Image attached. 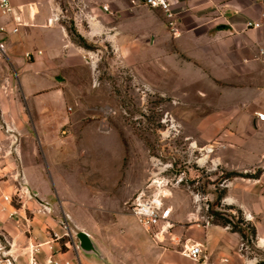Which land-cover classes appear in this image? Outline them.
<instances>
[{
	"label": "rangeland",
	"instance_id": "1",
	"mask_svg": "<svg viewBox=\"0 0 264 264\" xmlns=\"http://www.w3.org/2000/svg\"><path fill=\"white\" fill-rule=\"evenodd\" d=\"M15 1L40 11L34 21L45 23L47 13L48 23L64 30L67 58L53 67L52 79L63 87L65 102L58 108L61 140L51 155L32 121L33 137L27 136L16 64H10V82L0 74V85L12 88L0 97L5 102L4 110L0 105V264H49L51 252L40 248L56 237L64 206L75 230L89 232L95 244L77 250L84 256L96 253L104 263L151 264L158 246L183 252L212 228L215 242L229 243L234 250L223 258L227 264H264L255 228L262 216L251 211L250 203L255 184L264 192V182L255 180L264 173V155L240 153L250 141L249 124L238 122L245 112L228 108L225 113L233 119L225 121L218 113L217 90H182L174 83L176 76L155 75L152 46L145 52L147 62L137 58L133 30L147 18L131 10L152 6L144 0ZM124 19L134 26H129V36L117 26ZM158 173L183 176L167 198L175 225L159 237L138 222L129 204L135 191ZM29 175L48 190L38 193ZM42 200L52 203V212H36ZM64 239L60 245L68 247ZM204 248L209 264L208 243Z\"/></svg>",
	"mask_w": 264,
	"mask_h": 264
},
{
	"label": "crops",
	"instance_id": "2",
	"mask_svg": "<svg viewBox=\"0 0 264 264\" xmlns=\"http://www.w3.org/2000/svg\"><path fill=\"white\" fill-rule=\"evenodd\" d=\"M170 1L179 19L181 32L177 35H173L168 29L167 13L165 14L160 7L131 10L147 18L145 23L137 28L131 23H126L125 19L117 26L124 30L125 36L130 35L129 26L134 27L133 31H136L135 37L138 43L137 58L143 60L141 63L147 62L145 52L152 46L155 75L176 76L177 81L172 82L178 84L182 90L193 89L202 92L209 89L217 90L221 99L218 103L220 106L218 113L224 118L227 117L225 120L227 122L233 119L230 118V114L225 113L228 108L245 112L238 122L249 124L250 132L246 134L250 141L241 148L240 153L250 156L264 155V121L256 114L257 110L264 111V17L261 16V12L264 11V0ZM12 2L21 7L24 24L17 32L0 31V38H5L8 48L7 56L0 60V74H4L6 81L10 82L13 77L9 70L10 64H16L23 81L21 84L26 108L27 136L33 137L30 127L32 121L42 133V138L50 154L53 155V149L58 147L57 143L61 140L57 137V125L62 123L58 108L65 102V93L59 80L53 82L52 76H56L53 67L64 65L67 58L68 46L65 43L64 30H60L56 24L48 23L47 13L44 18L45 23L34 21L39 18L40 11L38 12L33 5L26 6L25 2L18 3L15 0ZM131 11L127 10L126 14L132 13ZM260 17L261 26H247L248 20ZM13 24V20L8 15L2 14L0 10V26L5 25L10 28ZM26 51H31L33 54L27 56ZM10 90L12 91V88L4 82L0 85V97L4 91L11 93ZM28 98L31 101L30 106L27 105ZM232 98L234 100H231ZM49 99H52L51 104ZM4 103L0 101L3 110ZM13 117L17 122V117ZM248 136L245 135L242 139L245 140ZM255 178L256 181L264 182V173ZM29 179L38 193H45L48 190V186L41 187L35 184L34 176L29 175ZM259 186L261 185L255 184L254 189L250 190V203L253 204L251 209L253 213L261 212L262 219L256 222L255 228L258 245L264 247V192L259 190ZM68 201L75 202L74 199ZM64 212L70 211L64 206L61 211L62 216ZM54 230L61 232L62 227H56ZM206 231L205 239L198 241L203 244L208 243L210 247L209 252L207 251L209 257L211 256L209 264L211 260L215 264H227L223 258L228 259L225 255L234 251L232 246L229 243L217 244L216 233L212 228ZM45 243L49 245L42 243L44 246L40 249L45 250L47 254L51 252L53 259L61 264H65L66 260L76 261V258L82 264H110L104 263L96 253L91 255L85 253L84 256L82 249L63 247L60 245V240L53 239ZM156 251L151 264H180L178 259L185 260L188 264H195L192 258L177 248L162 249L158 246ZM122 262L121 264H124L125 259ZM134 262L140 264V260Z\"/></svg>",
	"mask_w": 264,
	"mask_h": 264
},
{
	"label": "built area",
	"instance_id": "3",
	"mask_svg": "<svg viewBox=\"0 0 264 264\" xmlns=\"http://www.w3.org/2000/svg\"><path fill=\"white\" fill-rule=\"evenodd\" d=\"M263 1V0H261ZM146 4L152 7L163 8L168 16V25L171 31L177 35L181 32L179 26V19L177 13L172 8L170 0H144ZM0 10L2 14L8 15L14 22L9 28L5 25L0 26V31L17 32L20 26L24 24L22 16V9L20 6L15 5L12 0H0ZM261 16L264 17V11L261 12ZM262 24V19L255 18L247 21V26L259 27ZM41 51V50H40ZM8 48L5 38H0V60L7 56ZM27 56H31L33 52L26 51ZM256 114L258 118L264 121V111L257 110ZM183 176L176 177L174 174L158 173L150 176L143 186L138 188L132 198L130 199V209L138 222L146 228L148 231L156 234L158 237L165 232H169L170 228L175 225V221L172 218L173 208L168 204L167 198L169 196L170 188L179 182H181ZM42 206L39 211L52 212L53 206L49 200H42ZM62 231L54 230L52 237L56 240L64 239L66 245L70 248L79 249L77 243L78 231L71 225V217L68 212H64V215L59 220ZM49 242V241H45ZM204 244L200 241H194L191 244H187L183 250V253L196 261H202V263H208V256L204 252ZM53 252V251H52ZM49 264H61L58 260H54L51 256L47 259ZM65 264H82V262L74 263L71 260H66Z\"/></svg>",
	"mask_w": 264,
	"mask_h": 264
},
{
	"label": "water",
	"instance_id": "4",
	"mask_svg": "<svg viewBox=\"0 0 264 264\" xmlns=\"http://www.w3.org/2000/svg\"><path fill=\"white\" fill-rule=\"evenodd\" d=\"M78 237V243L81 249L83 250H89L95 248L94 241L92 240L90 234L84 230L78 232L77 234Z\"/></svg>",
	"mask_w": 264,
	"mask_h": 264
},
{
	"label": "trees",
	"instance_id": "5",
	"mask_svg": "<svg viewBox=\"0 0 264 264\" xmlns=\"http://www.w3.org/2000/svg\"><path fill=\"white\" fill-rule=\"evenodd\" d=\"M78 35H79V37L82 39V40L80 41V43H83L84 45L87 46L88 44L86 43V40H85V38L83 37V35L80 34V33H78ZM235 230L240 231V232L243 234V231H242L241 229H237V228H235Z\"/></svg>",
	"mask_w": 264,
	"mask_h": 264
}]
</instances>
